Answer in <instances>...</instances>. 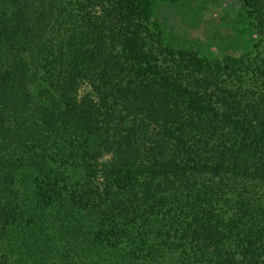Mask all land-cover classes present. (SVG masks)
Listing matches in <instances>:
<instances>
[{"label": "trees", "instance_id": "obj_1", "mask_svg": "<svg viewBox=\"0 0 264 264\" xmlns=\"http://www.w3.org/2000/svg\"><path fill=\"white\" fill-rule=\"evenodd\" d=\"M0 264H264V0H0Z\"/></svg>", "mask_w": 264, "mask_h": 264}, {"label": "rangeland", "instance_id": "obj_2", "mask_svg": "<svg viewBox=\"0 0 264 264\" xmlns=\"http://www.w3.org/2000/svg\"><path fill=\"white\" fill-rule=\"evenodd\" d=\"M218 4L208 5L207 10L200 14V24L192 31V40L207 42L209 39H218L219 36H225L230 32L224 21L226 6L228 5ZM228 52H232L231 49Z\"/></svg>", "mask_w": 264, "mask_h": 264}]
</instances>
